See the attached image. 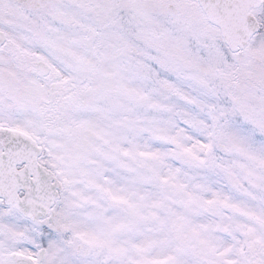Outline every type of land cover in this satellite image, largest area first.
<instances>
[{"label":"snow or ice","instance_id":"6c2138e0","mask_svg":"<svg viewBox=\"0 0 264 264\" xmlns=\"http://www.w3.org/2000/svg\"><path fill=\"white\" fill-rule=\"evenodd\" d=\"M0 264H264V0H0Z\"/></svg>","mask_w":264,"mask_h":264}]
</instances>
